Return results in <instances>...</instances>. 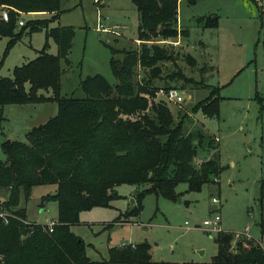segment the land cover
Returning <instances> with one entry per match:
<instances>
[{
	"label": "trees",
	"instance_id": "16d2710c",
	"mask_svg": "<svg viewBox=\"0 0 264 264\" xmlns=\"http://www.w3.org/2000/svg\"><path fill=\"white\" fill-rule=\"evenodd\" d=\"M59 1L0 0V6L8 11V20H0V36L10 37L7 49L21 38L25 27L32 32L44 24L41 19L28 20L14 33L20 15L51 13L56 17ZM131 1L139 17L136 39L141 44L129 49L110 48L115 84L95 74L80 81L84 98L60 94L62 63L69 62L74 36L72 26L47 30L46 36L57 46L56 54L42 49L32 60L15 66L11 77H0V119L8 104L54 101L57 106L53 116L26 133V142L2 143L6 160L0 161V190L5 189L7 196L0 197V213L5 214L7 223L0 216V264H150L147 243L112 246L105 260H90L83 240L69 225L77 222L84 210L108 206L118 196L119 185L141 187L133 195L134 206L124 214L127 218L140 213L146 194L177 201L180 193L176 187L181 182L187 183V191H200L204 184L217 182L222 169L217 139L204 131L184 133L187 114L174 116L166 103L155 101L161 89L172 87L161 88L155 81L193 82L180 68L165 69L180 53L164 41L188 36L186 30L178 28L180 0ZM198 22L216 27L211 17H198ZM184 58L190 65L196 63L188 53ZM207 67L202 65L199 70L205 72ZM139 68L143 69L142 78H137ZM48 91L51 95L45 94ZM217 93L218 87L211 89L191 111H201L204 116L217 114ZM202 147L208 155L214 152L196 159ZM44 184L56 187L53 194L45 196L58 203L57 224L52 231L27 220L25 209L19 207L21 195L28 199L34 186ZM235 234L218 232L217 253L211 261L193 264L264 263V252L252 241L238 240L232 250Z\"/></svg>",
	"mask_w": 264,
	"mask_h": 264
},
{
	"label": "rangeland",
	"instance_id": "374dc122",
	"mask_svg": "<svg viewBox=\"0 0 264 264\" xmlns=\"http://www.w3.org/2000/svg\"><path fill=\"white\" fill-rule=\"evenodd\" d=\"M261 10L264 11V6L256 0L179 1L178 26L188 36H181L183 47L174 46L180 54L165 68L171 71L180 68L193 82L157 80L155 84L161 88L170 85L183 91L186 100L178 104L168 102L159 91L155 101L166 103L174 116L187 114L182 125L184 133L195 135L204 131L217 139L222 169L217 182L204 184L200 191H187V183H179L177 201L146 194L140 213L127 218L124 214L134 206L133 195L141 187L117 186L118 196L108 206L84 210L79 213L78 221L69 225L70 231L83 240L90 260H105L108 249L122 243H147L150 264L210 262L217 253V233L194 226H202L203 220L213 217L215 212L221 217V231L238 233L233 236L232 250L238 240L252 241L264 250V17ZM2 11L0 8V17ZM97 11L102 19L106 18L104 23L127 28L121 30L120 36L96 30ZM52 15H20L18 19L24 23L41 19L44 24L32 32L25 27L21 38L8 49L10 37L0 36V77H11L15 66L32 60L42 49L56 54L54 40L46 36L47 30L56 26L74 29L69 62L62 63L60 75L63 96L84 98L80 81L95 74L115 84L109 64L110 48L140 47L141 43L135 40L139 17L131 0H103L101 4L93 0H60L58 16ZM198 17L214 18L216 27L203 26ZM13 30L18 33L20 25L17 23ZM187 53L195 57L194 65L185 60ZM202 65L208 66L205 72L199 70ZM137 73V78L143 77V69L139 68ZM215 87L219 94L218 113L204 116L201 111L192 112L191 107ZM56 109L54 101L5 105L0 119V161L6 160L4 141L26 142V133L53 116ZM205 151L204 147L199 148L196 159L214 152L208 155ZM55 189L51 184L38 185L32 188L28 199L21 195L19 207L25 209L27 220L42 225L57 221V201L45 199ZM6 196L7 191L0 190V197ZM213 197L217 203L212 202Z\"/></svg>",
	"mask_w": 264,
	"mask_h": 264
},
{
	"label": "built area",
	"instance_id": "2783aa9c",
	"mask_svg": "<svg viewBox=\"0 0 264 264\" xmlns=\"http://www.w3.org/2000/svg\"><path fill=\"white\" fill-rule=\"evenodd\" d=\"M94 3H102L103 0H93ZM256 2H258L260 5L264 6V0H256ZM98 15H97V21H96V30L101 31V32H108L111 33L113 35L116 36H120L121 35V30L126 29L127 26L126 25H121V24H107L104 23V20L106 22V18L102 19V15L99 13V11H97ZM1 18L3 20H8V11L7 10H3L1 12ZM18 24L20 26L24 25V21L19 19ZM137 43L140 42V40H136ZM165 43L171 44L173 46H177L180 44V41L177 39L175 41H168L165 40ZM160 95L161 98L165 99L168 102H172V103H181L183 101L186 100L185 96L182 95L183 91H180L179 89L175 88V87H170L167 90H160ZM212 202L213 203H217L218 200L216 198H212ZM0 216H4V221L5 223H7V219L4 213H0ZM220 214L218 212H215L213 217H210L208 219H204L202 222V226H194V228H201L203 230H206L208 232H212V233H218L221 231L220 229ZM27 223V222H26ZM57 224V221L55 220H51L49 221L47 224L42 225L43 227H45L48 231H52L53 227ZM238 234V233H236ZM126 245H131L132 247H134V244L132 243H122L121 246H126ZM264 252V250H263ZM247 264H259V263H247Z\"/></svg>",
	"mask_w": 264,
	"mask_h": 264
},
{
	"label": "crops",
	"instance_id": "0c3cea01",
	"mask_svg": "<svg viewBox=\"0 0 264 264\" xmlns=\"http://www.w3.org/2000/svg\"><path fill=\"white\" fill-rule=\"evenodd\" d=\"M0 8H1V10H5V8H3L2 6H0ZM46 14H51V13H46ZM1 18V17H0ZM178 28L179 29H181L179 26H178ZM179 41H180V46H182L183 47V44H181V37H178L177 38ZM135 40H137L136 38H135ZM188 54H190V53H188ZM191 55V54H190ZM191 56H193V55H191ZM194 57V56H193ZM195 58V57H194ZM166 69V68H165ZM42 124V123H41Z\"/></svg>",
	"mask_w": 264,
	"mask_h": 264
},
{
	"label": "water",
	"instance_id": "95a60500",
	"mask_svg": "<svg viewBox=\"0 0 264 264\" xmlns=\"http://www.w3.org/2000/svg\"><path fill=\"white\" fill-rule=\"evenodd\" d=\"M38 127H40V125H38ZM6 142H7V143H10L11 140H10V139H7ZM132 203H134V199H132ZM201 252H202V251H201Z\"/></svg>",
	"mask_w": 264,
	"mask_h": 264
}]
</instances>
